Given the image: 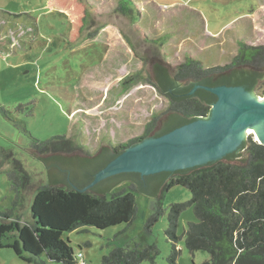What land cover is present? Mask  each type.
I'll use <instances>...</instances> for the list:
<instances>
[{
    "label": "rangeland",
    "instance_id": "obj_1",
    "mask_svg": "<svg viewBox=\"0 0 264 264\" xmlns=\"http://www.w3.org/2000/svg\"><path fill=\"white\" fill-rule=\"evenodd\" d=\"M89 1L95 7L92 23L81 42L70 48L69 22L51 9L50 0H0V151L9 153L33 184L49 179L24 130L45 142L69 137L74 127L85 150L93 154L101 146L117 147L141 136L144 126L165 111L166 98L148 82L150 60L141 69L137 58L147 51V57L152 55V44L146 45L145 39L165 38L161 52L169 67L187 56L204 68L224 66L236 55L239 41L264 45V0H133L141 14L137 25L114 12L117 0ZM90 34L95 36L87 40ZM138 73L142 79L124 85ZM249 138L256 142L251 135L245 142ZM6 170L0 169V212L10 209L14 198ZM114 186L105 193L107 199L120 187ZM137 188V215L127 229L90 227L62 236L86 264H100L115 247L135 244L157 249L154 264H170L173 244L164 236L167 217L171 206L187 203L191 195L180 186L158 192L163 213L147 234L144 227L158 196ZM28 212L26 208L24 214ZM195 222L192 208L178 216L175 264L209 259L206 252L186 249L184 233L187 224ZM0 264L25 263L12 250L0 249Z\"/></svg>",
    "mask_w": 264,
    "mask_h": 264
},
{
    "label": "trees",
    "instance_id": "obj_2",
    "mask_svg": "<svg viewBox=\"0 0 264 264\" xmlns=\"http://www.w3.org/2000/svg\"><path fill=\"white\" fill-rule=\"evenodd\" d=\"M50 4L54 12L67 18L66 44L73 48L90 27L95 7L89 0H50ZM114 12L132 25H137L141 19L133 0H117ZM94 36L90 34L86 39ZM144 43L152 44L153 51L151 57L146 56L148 51L145 57L138 53L137 58L143 64L141 69L150 60L152 80L148 82L166 98L168 106L144 126L141 136L117 147L101 146L91 154L72 126L69 137H53L45 142L32 138L24 130L31 140L30 148L41 162L51 168L61 161L67 167L76 164L83 172L82 181L65 170L62 179L33 184L31 175L1 149L0 169L7 167L9 190L14 198L10 209L0 212V249L12 250L25 264H77L76 254L62 236L90 227L104 230L125 225L127 229L137 215L133 191L156 180L161 194L180 186L191 195L187 203L171 206L167 217L164 236L173 244L168 258L170 264H175L179 254L175 246L178 216L187 208L193 209L196 222L187 224L185 246L189 253L202 251L209 255L202 264H264V147L251 138L237 153L222 161L143 178L136 173H122L79 192L124 146L159 137L208 114L216 97L203 89L190 94L196 85L238 86L251 92L259 91L260 96L264 91V45L251 46L239 41L237 53L228 64L204 68L200 61L188 56L181 64L169 67L161 52L165 38L145 39ZM129 46L137 53L131 43ZM139 79H142L141 73L123 82L126 85ZM65 178L69 180L66 182ZM109 183L120 187L107 199L105 192L96 190ZM161 194L156 195L153 213L145 224L147 234L163 213ZM26 208L28 215L24 214ZM24 216L27 218L23 219ZM157 255V249L152 246L115 247L102 257L100 264H154Z\"/></svg>",
    "mask_w": 264,
    "mask_h": 264
},
{
    "label": "water",
    "instance_id": "obj_3",
    "mask_svg": "<svg viewBox=\"0 0 264 264\" xmlns=\"http://www.w3.org/2000/svg\"><path fill=\"white\" fill-rule=\"evenodd\" d=\"M150 75L152 79L151 64ZM197 89H203L216 97L208 114L159 137H148L125 146L79 192L89 190L107 178L122 173H136L140 177H148L222 161L226 156L239 151L248 136L247 130L253 132L251 136L257 144L264 147V91L260 96L259 91L251 92L238 86L196 85L190 94ZM37 159L39 160L38 157ZM54 165L56 166L52 168L45 165L49 182L62 179L65 170L78 181L84 179L82 170L76 164L67 167L61 161ZM65 181L67 182L66 178ZM58 185L64 186L63 183ZM157 185L156 180H152L144 186H138L137 191L156 197L159 191ZM113 186L114 183L104 184L96 192L106 193Z\"/></svg>",
    "mask_w": 264,
    "mask_h": 264
},
{
    "label": "built area",
    "instance_id": "obj_4",
    "mask_svg": "<svg viewBox=\"0 0 264 264\" xmlns=\"http://www.w3.org/2000/svg\"><path fill=\"white\" fill-rule=\"evenodd\" d=\"M75 257H76L77 264H86V263L84 262V260H83V255H82L81 252L77 253V254L75 255Z\"/></svg>",
    "mask_w": 264,
    "mask_h": 264
},
{
    "label": "bare ground",
    "instance_id": "obj_5",
    "mask_svg": "<svg viewBox=\"0 0 264 264\" xmlns=\"http://www.w3.org/2000/svg\"><path fill=\"white\" fill-rule=\"evenodd\" d=\"M246 134L251 135V134H254V133L247 130Z\"/></svg>",
    "mask_w": 264,
    "mask_h": 264
},
{
    "label": "flooded vegetation",
    "instance_id": "obj_6",
    "mask_svg": "<svg viewBox=\"0 0 264 264\" xmlns=\"http://www.w3.org/2000/svg\"><path fill=\"white\" fill-rule=\"evenodd\" d=\"M237 152H238V151H237ZM237 152H236V153H237ZM232 154H233V153H232ZM153 176H154V175H153ZM141 178H143V177H141ZM66 179H67V181L69 180L68 178H66ZM145 184H147V183H144V185H145Z\"/></svg>",
    "mask_w": 264,
    "mask_h": 264
}]
</instances>
